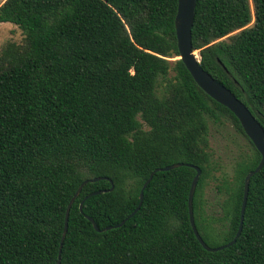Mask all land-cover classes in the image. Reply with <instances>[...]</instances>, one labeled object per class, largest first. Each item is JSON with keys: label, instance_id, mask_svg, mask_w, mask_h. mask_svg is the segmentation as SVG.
I'll use <instances>...</instances> for the list:
<instances>
[{"label": "trees", "instance_id": "trees-1", "mask_svg": "<svg viewBox=\"0 0 264 264\" xmlns=\"http://www.w3.org/2000/svg\"><path fill=\"white\" fill-rule=\"evenodd\" d=\"M177 0H3L0 22L22 32L0 49V264H264V164L236 117L205 94L177 58ZM251 22V23H250ZM250 23V24H249ZM191 48L264 130V0H195ZM209 123L244 140L231 174L204 189L220 163ZM70 204L64 237L65 207ZM110 184L112 189L109 190ZM104 190V191H102ZM82 211L79 201L89 192ZM211 210V209H210ZM59 249V256L57 257Z\"/></svg>", "mask_w": 264, "mask_h": 264}, {"label": "water", "instance_id": "water-1", "mask_svg": "<svg viewBox=\"0 0 264 264\" xmlns=\"http://www.w3.org/2000/svg\"><path fill=\"white\" fill-rule=\"evenodd\" d=\"M194 6H195V0H177V3H176V10H175V14L173 17V27H174L176 48L178 52L177 58L181 60L182 64L184 65V67L190 74L191 78L193 79L194 83L205 94H207L214 101L226 107L236 117V119L238 120L242 128V131L248 137V139L253 144L254 148L259 153V160L257 164L255 165L253 169L247 171L243 177L242 196H241L240 207H239V218H238L237 228H236V231L233 237L224 244L211 247V246H208L198 234L194 221H193L192 195H193V191H194L198 176L200 174V169L198 166L190 164V163L175 162V163L165 165L163 167H158V168L153 169L149 173L148 177L142 183L139 189L138 202L136 206L132 209V211L124 219L119 221L117 224H114L112 226H105L99 229L98 226L94 223V221L89 216H85V218L91 223L95 231L106 230L110 227H117V226L122 225L124 220L132 216V214L139 208V205L142 201V191L154 172L168 170L174 167L184 165V166L193 168L195 171L191 179L190 186L188 189V194H187V216H188V221H189L191 231L203 249L207 251H216L218 249H221L223 247L233 244L236 237L239 235L241 231L243 210H244V205L246 201L249 178L252 174L259 171L261 166L264 164V130L262 126L259 124V122L254 118V116L247 109V107L228 88H226L220 82L216 81L208 72H206L199 65L198 60H197L196 50H193L191 48V40H190V28H191L193 14H194ZM101 178H105V177H92V178L82 180L77 186L71 198L69 199L65 207V211H64V221H63V226H62L58 248H60L61 241L66 231L67 214H68V210H69L71 202L77 196L83 184H85L86 182L95 181ZM111 189H112V184H110V187H109V190ZM97 193H99V191L89 192L79 201L78 203L79 212L82 211L83 200L86 197H89ZM58 256H59V249H58L57 257ZM58 262L59 260L57 259L56 264H58Z\"/></svg>", "mask_w": 264, "mask_h": 264}, {"label": "rangeland", "instance_id": "rangeland-1", "mask_svg": "<svg viewBox=\"0 0 264 264\" xmlns=\"http://www.w3.org/2000/svg\"><path fill=\"white\" fill-rule=\"evenodd\" d=\"M3 0H0V3ZM251 23V22H250ZM249 23V24H250ZM22 32L20 29L10 22H0V49L6 42L19 43L22 40ZM209 146L213 151V159L220 164V170L213 172L215 179H211L204 189V197L211 206L208 212L213 214L219 213L216 200L219 198L215 185L222 173L231 174V164L236 147H244V140L234 133V130L228 124H212L209 123Z\"/></svg>", "mask_w": 264, "mask_h": 264}]
</instances>
